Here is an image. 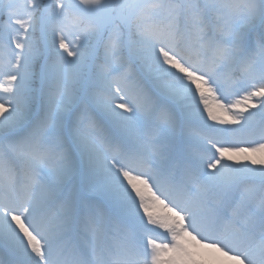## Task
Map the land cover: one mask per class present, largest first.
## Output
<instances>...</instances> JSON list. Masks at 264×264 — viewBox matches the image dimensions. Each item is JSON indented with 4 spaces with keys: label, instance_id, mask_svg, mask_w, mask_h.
Here are the masks:
<instances>
[{
    "label": "snow or ice",
    "instance_id": "1",
    "mask_svg": "<svg viewBox=\"0 0 264 264\" xmlns=\"http://www.w3.org/2000/svg\"><path fill=\"white\" fill-rule=\"evenodd\" d=\"M0 264H264V0H0Z\"/></svg>",
    "mask_w": 264,
    "mask_h": 264
}]
</instances>
